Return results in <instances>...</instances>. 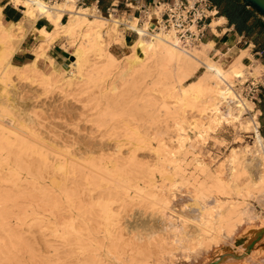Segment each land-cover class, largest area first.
<instances>
[{
	"label": "bare ground",
	"instance_id": "1",
	"mask_svg": "<svg viewBox=\"0 0 264 264\" xmlns=\"http://www.w3.org/2000/svg\"><path fill=\"white\" fill-rule=\"evenodd\" d=\"M12 4L24 10L18 23L7 25L1 18L0 7V166L3 168L0 177V264H71L70 254L76 251L77 258L73 261L76 264L163 261L164 255L157 254L163 253L161 246L165 244L153 240L155 227L147 220L143 225L133 226L121 222L117 215V204L122 206L135 199L143 207L148 206L144 210L152 208L150 216L170 222L166 231L172 230L189 242L197 233L207 240L214 235L213 227L227 225L245 214L240 204L218 199L219 212L208 208L211 218L205 219L208 224L195 226L199 232L190 234L187 228L178 229L174 226V217L168 213L166 187H157L154 179L149 178L155 171L168 178L164 166L151 170L138 153L153 151L164 165L174 166V176L185 180L181 166L176 164L178 160L168 159L163 154L166 151L163 135L168 133L171 123L181 126L199 117L198 123L194 121L190 125L199 128L207 122L211 129L222 123L233 126L239 123V132L259 133L258 118L251 121L243 118L251 106L241 108L238 103L237 107L238 95L236 97L233 90V78L243 81L249 76L248 72L259 76L264 70L260 65L252 66L253 61L250 67L245 65L246 58L252 60L248 49L237 53L230 46L212 57L214 43L205 41L187 52L172 34L162 32L150 39L132 16L123 22L137 30L140 37L127 46L125 30L111 24L95 5L78 7L77 0H63L49 8L42 0H12ZM65 16H68L67 22H63ZM40 19L47 20L50 28H33L41 39L32 52L33 60L24 65L14 64L12 58L19 50L17 42L22 41L26 32L25 20L37 23ZM224 23V17L215 20L214 32L216 26ZM61 38L68 42L65 51L74 46V60L65 68L56 69L48 51ZM125 48L128 49L126 56L119 58L118 49ZM201 69L204 72L197 80L189 82ZM13 80L27 82L34 88L43 87L46 94L54 97L40 106L30 97V104L25 106ZM90 92L97 94L93 127L85 135L77 134L68 146H61L63 152L51 154L35 128L41 117L38 109L45 112L53 108L77 114L80 110L77 104L81 100L77 97ZM224 104L227 105L226 113L221 110ZM143 120L155 126L165 123L159 126L154 138L157 148H153L149 136L140 131L141 125L137 123ZM116 125L123 126L128 143L120 144L121 140L116 139V151L109 154L108 140L116 133L105 140L108 130H102L113 131ZM12 130L19 132L14 140L9 136ZM228 163L231 182L213 177L205 170L212 182L210 187L197 182L198 199L204 200L212 194H239L236 181L253 171L258 181L264 183L263 138L251 141L241 150L233 149ZM201 165L204 167L203 163ZM138 179H145V185L137 196H132L127 190ZM14 208L26 211L21 217L14 216L18 226L26 225L30 219L40 222L42 213L49 212L54 222L51 234L47 235L59 245L40 249L24 246L26 240L11 226Z\"/></svg>",
	"mask_w": 264,
	"mask_h": 264
},
{
	"label": "rangeland",
	"instance_id": "2",
	"mask_svg": "<svg viewBox=\"0 0 264 264\" xmlns=\"http://www.w3.org/2000/svg\"><path fill=\"white\" fill-rule=\"evenodd\" d=\"M0 3H2V0H0ZM6 3L7 2H4V4ZM117 3L119 2H116V4ZM135 10L133 8V11L130 14L132 15ZM217 17H219V14ZM104 18H106L105 15ZM67 21L68 16H66L65 19V22ZM34 33L36 36L38 35L36 31ZM25 34L26 33L23 34L22 41L25 39ZM125 37L128 39L127 46L133 44L138 38V36L135 37L131 33L125 34ZM40 41L41 39L38 38L37 41L32 42L33 47L27 63L33 60L32 52L35 49L34 47H36ZM67 43L68 42L64 38H61L60 43H57L54 46L52 45L53 47L51 46L48 51V56L51 57V53L54 51L55 47L57 52L62 51V49L65 51ZM246 48L248 49V45ZM252 48L253 46L248 49L252 60L246 58L244 60L245 65L250 67L253 61L254 64L252 66L260 65L264 68V59L262 58L261 60H258V58L253 57L251 52ZM69 49L70 51H66L68 53V60L64 64L61 65L54 62L56 69L62 67L65 68L68 63L74 60V57L72 56L74 46ZM257 49L259 48L257 47L254 50ZM20 50L21 49L19 48L12 58L14 64H17L14 62V57L20 52ZM127 52V48L118 49L117 55L119 58H124ZM92 55L93 53L90 54V56ZM214 55L215 54L210 52V56L213 57ZM93 58L94 57L92 56V59ZM203 72L204 69H201L200 72L189 82L197 80ZM248 73L249 76H247V78H258L259 76H262L264 70L259 76H252L250 72ZM247 78L243 81L241 79H232L234 84L233 90H235L234 95L236 97L238 95L235 101H239V104L243 101L246 105L245 108H247L248 105L251 106L249 109L250 111L246 112L243 118L244 121H251V119L255 117L258 118L260 124L258 130L259 133L246 134L245 132H239L237 129L239 123H236L234 126L232 124L227 125L226 123H222L211 129L208 128L207 122H203L199 128H196L195 124L190 125V123L194 121L198 123L199 117H196L192 119L190 123L181 126L171 123L172 126L168 129V133L163 135V143L165 144L164 147L166 150L163 151V154L168 159L178 160L176 164L181 166L185 180L174 176V166L170 164L164 165L153 151L144 150L138 153L142 162L145 163L146 167H149V169L154 170L164 166V174H167L168 178L157 171L150 174L149 178L154 179L153 182L156 183L157 187H166L169 202L168 209H170L168 213L174 217V226L178 229L187 228L186 230L190 231V234L196 231L199 232L198 227L195 226H204L208 224L205 219L211 218L209 216L211 213L209 209L213 208V212H219V202H234L240 204L241 209L245 210V214L232 220L227 225L218 224L213 227L212 232L214 235L207 240L202 236L199 237L197 233L195 237L192 238L193 240L189 242L182 240V236L180 235L176 236L172 230L166 231L165 228L170 222H164L158 216H150L149 213L152 208L144 210L148 206L143 207L141 204L137 203L136 199L134 202L126 203L122 206L117 204L115 210L119 218H121V222L125 221L131 223L133 226H140L147 220L150 223L149 225L155 227L156 233L153 234V240L155 243L163 242L165 245L161 246L163 248V253L161 252L157 254L158 256L164 255L163 261L155 262L153 264H264V183L258 181L255 171L241 176L239 180L236 181V185L240 191L239 194L230 192V195L212 194L203 198L204 200L197 198L200 189L199 187L197 188V182L204 183L209 187L212 182L211 178L206 175L205 170L213 177L219 176L220 180L229 183L232 179L231 166L228 163L231 151L233 149L241 150L246 145H249L251 141H259L261 137L263 138L264 144V92L259 98H257V100H251L250 98L247 99L244 94V91L246 90L244 83ZM12 84L17 89L19 88L22 102L25 106L30 104V97L33 98L32 100L37 102V104L39 103V106L42 103L46 104L54 97L51 94H46L43 87L38 86L34 88L27 82L13 80ZM32 88L38 92H33ZM148 89L151 88L148 87ZM96 97L97 94L91 92L78 96L77 99L81 100H79L80 102L77 104V107L80 109L76 112L77 114H66L60 110H53V108L48 111L46 110L45 112L42 111L41 108L38 109L41 117L38 119V122H36L35 128L38 129L40 137L43 138L42 143L47 147L46 150L48 152H51L53 155L63 152L64 150L61 146H68V144H71L74 141L73 139L77 134L85 135L87 130L93 127L92 120L95 118L93 115L96 113L97 109ZM237 105L238 103L236 102V106ZM221 110L223 113H226L227 105L224 104ZM8 119L9 118H5V120ZM137 124L141 125L140 131L143 132V135L149 136V142L153 145V148H157L158 143L154 138L159 126H165V123H160L158 126H155L148 124L146 120H143ZM3 126L7 127V125ZM113 128L114 130L110 132L109 128L102 130L104 132L108 130V133L104 138L105 140H108L110 134L116 133V136L115 134L114 136L111 135L108 140L111 146L109 154H113V152L116 151V144L114 143L116 139L121 140L120 144L128 143L127 138L124 137L123 134V126L116 125ZM12 132L11 135H8L14 140L17 138L16 136L19 135V132L18 130H12ZM124 151H126V148H124ZM167 151L169 153H167ZM162 160H164V156L162 157ZM201 163H203L204 167ZM2 173L3 168L0 166V177ZM144 185L145 179L135 180L132 182V186L127 192L130 194L132 193V196H137V192H139V189ZM155 190L158 191L159 189ZM218 199L219 202L217 201ZM25 208H29V206H26ZM13 212L11 226L18 229L26 240V243L23 244L24 246H31L40 249L41 247H47L48 245H59V242H57L52 236L47 235L51 234L53 229L52 223L54 222V219L49 212L42 213V220L40 222L36 219H30L24 226H18L19 224L14 216L21 217L26 211L14 208ZM26 215H29V213ZM30 216L34 218L33 215ZM210 228L207 226L208 230H211ZM155 247L156 246H154V249H157ZM77 252L78 251L70 254L71 258L69 261H72L71 264H76L73 261H76Z\"/></svg>",
	"mask_w": 264,
	"mask_h": 264
},
{
	"label": "built area",
	"instance_id": "3",
	"mask_svg": "<svg viewBox=\"0 0 264 264\" xmlns=\"http://www.w3.org/2000/svg\"><path fill=\"white\" fill-rule=\"evenodd\" d=\"M2 1L13 6L12 0ZM42 1L45 7L49 8L63 0ZM133 7L136 10L131 15ZM18 9L23 16L21 9L24 10V8L18 7ZM97 11L102 16L105 15L111 24L124 29L125 34L131 33L135 37H140L137 30L123 22L125 18L131 16L138 20L139 28L145 31L150 39L162 32L172 34L187 52L200 47L205 42L208 33L213 29V21L219 14L209 0H153L142 6H137L134 0H124L122 3H112L105 11L97 7ZM244 86H246L244 94L247 99L257 100L264 92V73L258 78H247ZM241 104L238 106L246 107L243 101Z\"/></svg>",
	"mask_w": 264,
	"mask_h": 264
},
{
	"label": "crops",
	"instance_id": "4",
	"mask_svg": "<svg viewBox=\"0 0 264 264\" xmlns=\"http://www.w3.org/2000/svg\"><path fill=\"white\" fill-rule=\"evenodd\" d=\"M80 2V5L78 7H81V5L84 7L88 6H96L102 11H105V9L110 6L112 3H122L124 0H78ZM153 0H134L135 4L137 6H142L146 3H150ZM0 7L2 8L1 18L6 24L11 23H18L23 17L20 14V10L12 6L11 4H4L0 3ZM220 17V16H219ZM219 17H217L215 20H217ZM226 19V23L223 25H218L215 27L216 32H214V28L211 32L208 33L205 41H211L214 43V48L211 50V53L215 54L219 50L223 48L233 47L235 51L238 53L242 50H246V46L248 45V49H250L252 46V55L255 58H258V60H261L263 57V52L260 49H256L258 46L256 44V41L254 38L249 37L245 33H239L236 29V26L231 25L229 20ZM66 16L63 19V22H65ZM214 20V21H215ZM213 21V23H214ZM213 25V24H212ZM24 27L26 29L25 39L21 42L17 43L18 48H20V52L17 53L14 57V62L22 65L24 63L28 62L29 54L32 51L33 47V41H37L38 38H40L35 35V28H50V23L45 19H40L37 23H33L30 20H25ZM127 37V36H126ZM125 37L126 45H128V39ZM61 39H59L55 44L60 43ZM232 43V44H231ZM54 44V45H55ZM53 45V46H54ZM226 45V46H225ZM52 46V47H53ZM67 52L62 49V51L57 52L56 47L54 48V51L51 53V57L54 59V62L57 64H64L68 58H67ZM264 59V58H263Z\"/></svg>",
	"mask_w": 264,
	"mask_h": 264
},
{
	"label": "trees",
	"instance_id": "5",
	"mask_svg": "<svg viewBox=\"0 0 264 264\" xmlns=\"http://www.w3.org/2000/svg\"><path fill=\"white\" fill-rule=\"evenodd\" d=\"M220 17H226L239 33L255 39L264 58V18L255 10L246 7L241 0H209Z\"/></svg>",
	"mask_w": 264,
	"mask_h": 264
},
{
	"label": "water",
	"instance_id": "6",
	"mask_svg": "<svg viewBox=\"0 0 264 264\" xmlns=\"http://www.w3.org/2000/svg\"><path fill=\"white\" fill-rule=\"evenodd\" d=\"M249 9L258 12L264 18V0H241Z\"/></svg>",
	"mask_w": 264,
	"mask_h": 264
}]
</instances>
